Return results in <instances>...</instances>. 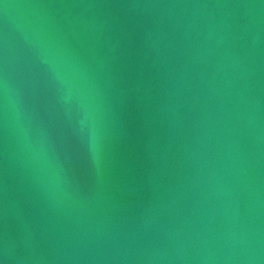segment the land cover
<instances>
[{
  "label": "water",
  "instance_id": "water-1",
  "mask_svg": "<svg viewBox=\"0 0 264 264\" xmlns=\"http://www.w3.org/2000/svg\"><path fill=\"white\" fill-rule=\"evenodd\" d=\"M0 264H264V0H0Z\"/></svg>",
  "mask_w": 264,
  "mask_h": 264
}]
</instances>
